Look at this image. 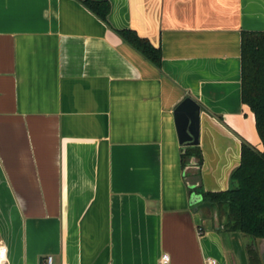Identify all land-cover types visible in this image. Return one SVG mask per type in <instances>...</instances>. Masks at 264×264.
I'll return each mask as SVG.
<instances>
[{
    "label": "crops",
    "instance_id": "obj_1",
    "mask_svg": "<svg viewBox=\"0 0 264 264\" xmlns=\"http://www.w3.org/2000/svg\"><path fill=\"white\" fill-rule=\"evenodd\" d=\"M91 1L110 3L108 25L78 0H0L6 264H249L251 239L191 202L195 187L229 190L243 143L262 144L242 33L264 32V0ZM187 96L202 107L200 174L176 126Z\"/></svg>",
    "mask_w": 264,
    "mask_h": 264
},
{
    "label": "trees",
    "instance_id": "obj_2",
    "mask_svg": "<svg viewBox=\"0 0 264 264\" xmlns=\"http://www.w3.org/2000/svg\"><path fill=\"white\" fill-rule=\"evenodd\" d=\"M107 25L110 3L78 0ZM121 38L139 51L153 64L160 67V50L134 31H116ZM242 101L253 112L257 133L263 149L243 143L240 166L231 176L229 190L218 193L196 188L204 197V203L218 212L225 230L251 237L247 249L249 264H261L255 248L256 239H264V32L242 33ZM183 156L196 158L199 170L203 154L199 146L187 148ZM200 174V171H199Z\"/></svg>",
    "mask_w": 264,
    "mask_h": 264
},
{
    "label": "water",
    "instance_id": "obj_3",
    "mask_svg": "<svg viewBox=\"0 0 264 264\" xmlns=\"http://www.w3.org/2000/svg\"><path fill=\"white\" fill-rule=\"evenodd\" d=\"M202 107L197 101L191 97H186L175 110V120L177 131L179 135L180 145L183 149V153L186 152L187 148L197 147L200 144V117H201ZM197 164L196 169L199 171V166L196 158H192ZM192 194L191 204L195 206V212H198V204L204 203V197L200 192L195 191ZM215 219L218 220V212L215 211ZM221 229L225 230L224 225ZM259 246V256L261 263L264 264V239H256Z\"/></svg>",
    "mask_w": 264,
    "mask_h": 264
},
{
    "label": "built area",
    "instance_id": "obj_4",
    "mask_svg": "<svg viewBox=\"0 0 264 264\" xmlns=\"http://www.w3.org/2000/svg\"><path fill=\"white\" fill-rule=\"evenodd\" d=\"M202 232H203V230L200 229L201 234H202ZM0 253L3 254L2 258H0V264H6L8 248L6 246H2L0 248ZM169 260H170V258L168 255H163L161 264H168ZM45 264H54L53 257L48 256ZM208 264H217V262L215 260L209 259Z\"/></svg>",
    "mask_w": 264,
    "mask_h": 264
},
{
    "label": "rangeland",
    "instance_id": "obj_5",
    "mask_svg": "<svg viewBox=\"0 0 264 264\" xmlns=\"http://www.w3.org/2000/svg\"><path fill=\"white\" fill-rule=\"evenodd\" d=\"M253 133H254L256 139H259L258 136H257L256 129H255V128L253 129ZM253 147H254V146H253ZM262 147H263V146H262V144H261V146H260L259 149H258L257 147H254V148H257L258 150H262V149H263ZM247 237H249V236H247ZM249 238H251V237H249Z\"/></svg>",
    "mask_w": 264,
    "mask_h": 264
},
{
    "label": "snow or ice",
    "instance_id": "obj_6",
    "mask_svg": "<svg viewBox=\"0 0 264 264\" xmlns=\"http://www.w3.org/2000/svg\"><path fill=\"white\" fill-rule=\"evenodd\" d=\"M2 255H3V254H2V253H0V258H2Z\"/></svg>",
    "mask_w": 264,
    "mask_h": 264
}]
</instances>
